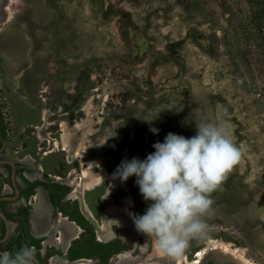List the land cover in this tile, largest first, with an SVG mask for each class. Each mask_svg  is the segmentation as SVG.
<instances>
[{"label":"rangeland","instance_id":"1","mask_svg":"<svg viewBox=\"0 0 264 264\" xmlns=\"http://www.w3.org/2000/svg\"><path fill=\"white\" fill-rule=\"evenodd\" d=\"M5 1L2 157L34 180L43 174L58 217L77 227L64 258L117 264L129 254L152 264L155 241L134 224L150 201L134 175L113 173L169 132L190 138L196 123L223 118L240 160L211 194L207 238L174 264H192L209 244L227 248L223 262L264 264V0ZM71 131L80 134L68 142Z\"/></svg>","mask_w":264,"mask_h":264},{"label":"clouds","instance_id":"2","mask_svg":"<svg viewBox=\"0 0 264 264\" xmlns=\"http://www.w3.org/2000/svg\"><path fill=\"white\" fill-rule=\"evenodd\" d=\"M196 129L190 138L169 132L144 160L125 159L113 173L121 182L136 177L140 193L150 203L143 215L134 216L135 227L171 257L182 255L193 240L207 238L206 217L214 214L211 194L222 188L241 157L223 118L196 123ZM33 257L32 247L25 244L14 253L0 252V264H34Z\"/></svg>","mask_w":264,"mask_h":264},{"label":"flooded vegetation","instance_id":"3","mask_svg":"<svg viewBox=\"0 0 264 264\" xmlns=\"http://www.w3.org/2000/svg\"><path fill=\"white\" fill-rule=\"evenodd\" d=\"M7 142V141H6ZM2 143L0 141V147ZM7 148V146H6ZM6 154V153H5ZM4 154V155H5ZM0 159L3 158L0 155ZM13 161V160H12ZM24 163L31 165L32 159L27 157L22 160ZM0 172L6 177L0 181V211L4 215H0V252L8 251L14 253L23 245L27 244L32 247L34 251V264H61L59 261H54L53 258L58 257L62 260V264H79L76 259L68 260L64 258V255L68 254L72 248V243L70 242L66 246H59L58 244L51 243L54 246H57L56 251H52V254L47 255V245L48 236L52 233V228L57 224L60 215L55 208V202L52 198L53 193L51 192L49 186L43 181L44 177H40V180L37 179L38 173H30L27 171L21 170V165L15 162V176H16V186L18 187V192L16 186L12 181L13 168L9 164L0 165ZM24 174L29 179H33L34 182L25 183L21 180L19 175ZM44 187L47 189L46 192L47 202L49 199V220H51V227L47 229H42L37 227L33 221V210L34 205L37 202V193L40 188ZM43 189V188H42ZM35 191V193H34ZM36 197V198H35ZM51 208V210H50ZM66 217V216H65ZM7 220V223L5 221ZM67 218V217H66ZM57 221L53 223L54 221ZM120 221V220H118ZM121 222V221H120ZM124 223V221H122ZM53 225V226H52ZM36 226V227H35ZM79 227L80 225L77 224ZM34 228V229H33ZM81 228V227H79ZM35 230V231H34ZM71 239V237H70ZM141 249L142 246H139ZM158 256L155 257L152 264H173V262L166 260V254L160 251L157 247ZM137 256V255H136ZM163 256V257H162ZM133 263H143L142 260L133 257ZM147 256H144L143 259H146ZM182 258L184 255L182 254ZM64 260V262H63ZM54 261V262H53ZM205 264H231L223 261H206Z\"/></svg>","mask_w":264,"mask_h":264},{"label":"bare ground","instance_id":"4","mask_svg":"<svg viewBox=\"0 0 264 264\" xmlns=\"http://www.w3.org/2000/svg\"><path fill=\"white\" fill-rule=\"evenodd\" d=\"M0 4H1V2H0ZM5 4H6V2H5ZM5 13H6V10L0 8V18H4ZM75 130H76V128H75ZM71 132H73V131H71ZM76 134L79 136V134H80L79 131H76L73 133H67L65 135V139L68 142H72L70 140L72 137L76 136ZM33 221L37 227L41 228V230L51 227V224H50L51 220H49V207H48V202H47V196H46L45 190L42 188H40L38 190V193H37V202L35 203L34 210H33ZM54 230H55V232H58L60 234V236H59L60 241L56 242L53 234H51L48 237V241L55 243V244H58V245H61V246H66L69 242L70 237H72L71 235L77 233V227L72 222H69V221L65 220L64 218H59L57 224L54 227ZM225 251H226V253H225L226 255H224L220 251L218 252L212 244H209V246L205 249V251H203V250L198 251V253H197L198 259L193 261L192 264H205L206 260H208V259L209 260L213 259L216 261H223L226 257H228V258L230 257V255H229L230 253H228L227 248H225ZM53 260L59 261L62 264V260L58 257L53 258ZM166 260L173 262V264L175 263V257L168 256L167 254H166ZM133 261H134V258L132 256H130L129 254H125L120 258V260L118 261L117 264H135V263H133ZM63 262H64V260H63Z\"/></svg>","mask_w":264,"mask_h":264},{"label":"water","instance_id":"5","mask_svg":"<svg viewBox=\"0 0 264 264\" xmlns=\"http://www.w3.org/2000/svg\"><path fill=\"white\" fill-rule=\"evenodd\" d=\"M10 0H6V5L9 3ZM0 141L2 143V146L0 147V155H4L6 153V146H7V142H6V139L0 134ZM5 164H9L12 166L13 168V173H12V181H13V184L16 186V176H15V162L12 161V160H8V159H0V165H5ZM47 193V189H45L44 187H42ZM16 190L17 192L19 191L18 190V187L16 186ZM48 196V194H47ZM48 203H49V207H50V202H49V199H48ZM51 210V208H50ZM0 215L4 216L1 211H0ZM91 222L95 223L94 220L92 218H90ZM5 221L7 223V220L5 218ZM56 220L53 222L55 223Z\"/></svg>","mask_w":264,"mask_h":264},{"label":"trees","instance_id":"6","mask_svg":"<svg viewBox=\"0 0 264 264\" xmlns=\"http://www.w3.org/2000/svg\"><path fill=\"white\" fill-rule=\"evenodd\" d=\"M52 198H53V196H52Z\"/></svg>","mask_w":264,"mask_h":264}]
</instances>
